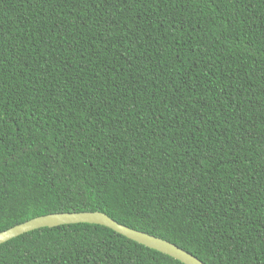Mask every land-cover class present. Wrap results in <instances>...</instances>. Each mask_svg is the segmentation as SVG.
Returning a JSON list of instances; mask_svg holds the SVG:
<instances>
[{"label":"trees","instance_id":"trees-1","mask_svg":"<svg viewBox=\"0 0 264 264\" xmlns=\"http://www.w3.org/2000/svg\"><path fill=\"white\" fill-rule=\"evenodd\" d=\"M96 210L264 264V0H0V231ZM0 264L185 263L73 223Z\"/></svg>","mask_w":264,"mask_h":264},{"label":"water","instance_id":"water-1","mask_svg":"<svg viewBox=\"0 0 264 264\" xmlns=\"http://www.w3.org/2000/svg\"><path fill=\"white\" fill-rule=\"evenodd\" d=\"M73 223H94L104 225L140 244L172 256L185 264H205L200 258L175 243L120 223L100 210L53 212L33 217L0 231V245L14 237L35 229Z\"/></svg>","mask_w":264,"mask_h":264}]
</instances>
